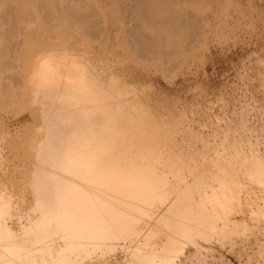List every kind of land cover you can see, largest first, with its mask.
Wrapping results in <instances>:
<instances>
[{"label": "bare ground", "instance_id": "1", "mask_svg": "<svg viewBox=\"0 0 264 264\" xmlns=\"http://www.w3.org/2000/svg\"><path fill=\"white\" fill-rule=\"evenodd\" d=\"M177 4L122 0V13L135 20L131 43L168 54L173 35L203 34L199 16ZM98 17L97 0H0V99L19 98L34 117L26 127L35 132L31 148H42L39 199L53 194L28 240L0 225V264H9L6 254L35 259L56 234L58 261L84 259L118 240L139 245L141 232L151 249L140 255L147 264L174 259L184 243L199 253L213 238L222 247L260 248L259 219L231 218L264 216V146L250 140L244 117L203 131L204 120L195 127L182 111L156 109L130 81L128 54L110 60L92 47L85 29L101 31ZM8 198L0 195L3 218L17 216ZM162 232L168 239L159 250ZM82 248L89 249L80 255Z\"/></svg>", "mask_w": 264, "mask_h": 264}, {"label": "rangeland", "instance_id": "2", "mask_svg": "<svg viewBox=\"0 0 264 264\" xmlns=\"http://www.w3.org/2000/svg\"><path fill=\"white\" fill-rule=\"evenodd\" d=\"M115 1L97 0L102 14V21L99 17L97 19L98 25L101 24V31L85 29L86 36L89 39L92 37V47L101 50L102 55L110 60L126 54L135 58L132 57L131 61L127 56V62H130L127 72L143 100L152 103L159 110L184 112L188 121L195 127L205 121L209 126H203V131L215 124H219L222 129L231 122L232 125H239L244 117L246 126L249 127L247 133L250 140H258L264 146V0H180V7L196 17L199 16L198 19H201V24L206 30L201 35H173L168 54L161 48L141 50L135 43H131L128 29L135 20L122 13V0L114 4ZM83 26L85 28L84 24ZM132 46L138 48L133 49ZM162 51L163 53H160ZM137 54L140 60H136ZM163 55L165 56L162 57ZM147 59L156 60L157 63L154 61L155 63L150 64ZM133 61L145 64L136 63L139 65L137 67ZM6 102L10 104L4 106ZM19 105V98L0 99V195L15 202H9L13 203L10 206L14 209V212L10 213H17L16 217L0 216V225L7 228L15 239L22 241L28 240L26 232L39 223V208L50 204L53 194L39 199V189L42 185L39 184V178H34V174L39 173L44 165L38 156L42 153V148H31L29 139L35 132L28 130V124H32L34 117L27 107L20 109ZM211 138L217 137L212 135ZM16 202H19V205H16ZM231 218L232 221L238 218L233 221H237L235 224L242 219H250L246 221L250 222L253 218L259 219L257 227L264 225V216L256 214L234 213ZM160 235L165 237L160 238ZM167 236V233H159L160 245L158 239V246L156 245L159 250L167 241ZM138 238L143 241V232ZM59 239L56 234L50 237L47 243L40 245L43 249L39 247L42 250L35 253V259H18L9 254L5 255V259L9 264H147L146 259L143 261L140 255L151 251L149 246H146V249L141 242L135 245L129 241L118 240L95 251L82 248L80 255L86 250L91 253L84 259L58 261L60 248L63 252V247L58 248L61 243ZM209 241L203 243L209 245L199 253L195 251L194 244L184 243L174 259L155 264H264V244L260 248L253 244L252 247L248 243V246L238 243L232 247H222L215 238Z\"/></svg>", "mask_w": 264, "mask_h": 264}]
</instances>
